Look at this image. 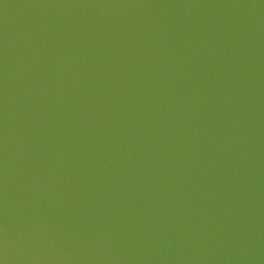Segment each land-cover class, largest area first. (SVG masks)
<instances>
[{"label": "water", "instance_id": "obj_1", "mask_svg": "<svg viewBox=\"0 0 264 264\" xmlns=\"http://www.w3.org/2000/svg\"><path fill=\"white\" fill-rule=\"evenodd\" d=\"M0 264H264V0H0Z\"/></svg>", "mask_w": 264, "mask_h": 264}]
</instances>
